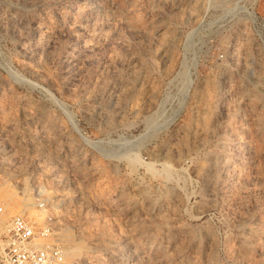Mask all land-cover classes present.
I'll list each match as a JSON object with an SVG mask.
<instances>
[{"label": "rangeland", "instance_id": "1", "mask_svg": "<svg viewBox=\"0 0 264 264\" xmlns=\"http://www.w3.org/2000/svg\"><path fill=\"white\" fill-rule=\"evenodd\" d=\"M0 205L76 264H264V0H0Z\"/></svg>", "mask_w": 264, "mask_h": 264}, {"label": "built area", "instance_id": "2", "mask_svg": "<svg viewBox=\"0 0 264 264\" xmlns=\"http://www.w3.org/2000/svg\"><path fill=\"white\" fill-rule=\"evenodd\" d=\"M49 230L48 223L38 225L21 215L10 217L0 239V264H76L57 243L46 241Z\"/></svg>", "mask_w": 264, "mask_h": 264}, {"label": "bare ground", "instance_id": "3", "mask_svg": "<svg viewBox=\"0 0 264 264\" xmlns=\"http://www.w3.org/2000/svg\"><path fill=\"white\" fill-rule=\"evenodd\" d=\"M69 154V153H68ZM166 171H168V170H166ZM166 172H164V174H165ZM163 174V175H164ZM167 174V173H166ZM26 199V198H25ZM24 199V200H25ZM22 209V208H21ZM34 213H36V212H34ZM32 214V213H31ZM20 215V214H19ZM37 215V214H36ZM39 217V216H38ZM1 228V227H0ZM2 229V228H1ZM5 229V228H4ZM2 232V231H1ZM61 241H63V244H64V247H62V249H63V252H64V255L67 257L68 255H70V254H74V253H76V252H78L79 251V247L78 246H73L72 245V239H71V236H70V234L68 233V232H62L61 233Z\"/></svg>", "mask_w": 264, "mask_h": 264}]
</instances>
